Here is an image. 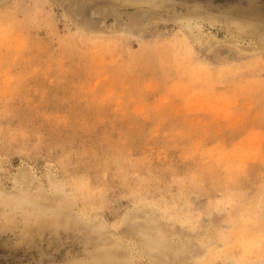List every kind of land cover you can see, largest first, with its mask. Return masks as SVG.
Listing matches in <instances>:
<instances>
[{
    "label": "rangeland",
    "instance_id": "1",
    "mask_svg": "<svg viewBox=\"0 0 264 264\" xmlns=\"http://www.w3.org/2000/svg\"><path fill=\"white\" fill-rule=\"evenodd\" d=\"M112 6L0 0V190L29 167L23 188L56 217L0 204V264H159L141 244L159 231L206 251L184 264H264V53L228 44L232 25L203 23L217 42L202 47L170 21L202 8L264 26V0Z\"/></svg>",
    "mask_w": 264,
    "mask_h": 264
},
{
    "label": "bare ground",
    "instance_id": "2",
    "mask_svg": "<svg viewBox=\"0 0 264 264\" xmlns=\"http://www.w3.org/2000/svg\"><path fill=\"white\" fill-rule=\"evenodd\" d=\"M63 1V0H62ZM172 0H111L113 6L112 7H158V8H167L170 4ZM56 2V1H55ZM96 2V0H95ZM129 9V8H128ZM144 9V8H143ZM157 9V8H156ZM202 9V8H201ZM201 9H193V10H188L186 12L180 13V14H174L170 17V21L178 24L182 29H184L185 33L187 36H190L192 41L198 45H201L202 47H209L211 45H213L215 42H217V39L215 38V35H210V36H204V34L202 33V27H203V23L208 24L209 26H215L216 24H221L224 25L226 28L227 27H232L234 28L232 30V33L230 34L229 38L227 39V43L231 44V45H235L236 43H239L241 41V37L246 36L249 39V42H251L252 44H249L248 47H244L241 44H236L239 48H241L242 50H250L253 51V53H264V26L263 23L261 24H252L253 23H258L255 22L254 20H252L251 22L248 21L246 22V19H232V17L230 15H224L221 14L219 12H214V11H203ZM151 12V11H150ZM228 17V18H227ZM245 17V16H244ZM243 16L241 18H244ZM253 17V16H252ZM255 19V18H252ZM257 19V18H256ZM264 19V18H263ZM157 20L156 18L149 17V12L147 10H139L135 16L133 17V21L135 22H139V21H148V23H151L152 21ZM249 20V18H248ZM250 20H251V16H250ZM205 24V25H206ZM234 25V26H233ZM119 26V25H118ZM145 26V25H144ZM217 26V25H216ZM263 26V27H262ZM231 27V28H232ZM119 28H123L120 27ZM129 32V31H128ZM140 35V34H138ZM190 39V38H189ZM213 47V46H212ZM229 54V53H228ZM238 57V56H237ZM226 62V61H225ZM178 68L179 65H177ZM177 71V70H176ZM181 72V70H180ZM186 92V91H185ZM187 93V92H186ZM185 93V94H186ZM192 95V94H191ZM194 95V94H193ZM185 98V97H184ZM190 102V101H189ZM191 103V102H190ZM197 106V105H196ZM215 112V111H214ZM216 113V112H215ZM212 154V153H211ZM251 154H254V152H252ZM249 156V154H247ZM236 159H239V156L235 157ZM234 158V159H235ZM232 159V158H230ZM216 161V160H215ZM228 161V160H227ZM233 162V160H232ZM224 163V162H223ZM225 163H229V162H225ZM234 166L237 168L238 166H240V168H242V161L238 162L237 165L234 164ZM22 167V166H21ZM19 170V169H18ZM17 170V171H18ZM241 170V169H240ZM243 170V169H242ZM238 172V171H237ZM242 172V171H241ZM30 172L29 167H22L19 171V173L15 174V178L12 177V179H14V182L16 183V188L14 190L13 188V193L8 194L9 192L5 193L3 190V188H1L0 190V204H4L1 208L6 207V205H13L17 210L20 209H33V211L36 213L34 214L35 221L38 225V227L40 228V225H43L45 223H49V222H54L53 220L56 217H52L53 220H50V218L47 216V212L53 213L55 211L54 206H49L48 208L46 206H44V209L47 208V212H45V210L42 208V204L41 202H39V196H31L28 194L26 188H23L24 183H29L30 178H32ZM233 176V175H232ZM232 178V177H231ZM52 179V178H51ZM35 180V179H34ZM54 181V180H53ZM231 181V180H230ZM233 181V180H232ZM14 182H11L12 184ZM1 186V185H0ZM30 186V185H29ZM33 189V188H32ZM38 189V188H37ZM29 190V189H28ZM44 192V191H42ZM30 193V191H29ZM41 193V192H40ZM56 193V192H55ZM1 194H4L3 196ZM34 193H32L33 195ZM36 195V194H35ZM47 196V195H46ZM51 198V197H50ZM41 199V198H40ZM49 199V198H48ZM53 199L57 198H53L50 199L53 201ZM58 206V205H57ZM10 207V206H9ZM67 208V207H66ZM5 209V208H4ZM7 209V207H6ZM12 209V208H11ZM13 210V209H12ZM5 211V210H4ZM15 211V210H14ZM23 211V210H22ZM29 211V210H28ZM28 211H24L25 214L27 216ZM2 212V211H1ZM8 212H10V210L8 209ZM64 212V211H63ZM16 213V211H15ZM18 213V212H17ZM33 214V212H32ZM46 214V215H45ZM21 215V214H19ZM2 215H0L1 217ZM10 216V215H9ZM17 216V215H16ZM15 216V217H16ZM26 216L23 217V215H21V217H18V219L21 218L22 221H24L26 223V226L28 228H26V231L31 232V234L39 231L37 225V229H34L36 231H34V229H31L30 225H33L32 223L30 224L29 220L26 219ZM57 216V215H56ZM16 217V218H17ZM60 217V216H59ZM9 218V217H8ZM49 218V220H48ZM2 219V218H1ZM30 219V218H29ZM59 219V218H58ZM131 219V217H130ZM15 220V219H14ZM63 219H61L62 221ZM3 221V220H2ZM18 221V220H17ZM58 221V220H57ZM70 221V220H69ZM194 221V220H193ZM8 222V221H7ZM134 222V221H133ZM198 222V221H196ZM5 223V222H3ZM9 223H11L9 221ZM16 223V222H15ZM59 223V222H58ZM151 223V222H150ZM149 223V224H150ZM7 224V223H6ZM3 225V224H2ZM30 226V227H29ZM148 226V225H146ZM228 226V225H227ZM33 227V226H32ZM150 227V226H149ZM226 227V226H225ZM143 229V228H142ZM156 229V228H155ZM226 229V228H225ZM141 230V229H140ZM146 230V229H145ZM149 230V229H147ZM152 230V229H151ZM34 231V232H33ZM42 231V230H41ZM142 232V231H141ZM156 234L152 237V235H147L144 236L145 240L147 241L146 243H141L142 246L144 245L148 250H155L158 252L160 258H159V264H184L186 262L187 259H189L190 257H194L196 260L200 261L206 253V251L204 252H198L197 250L193 251L190 248H187L184 243H180L178 245V247H171L168 242L165 239V235L161 234L160 231L153 233ZM246 234V233H245ZM249 234V233H248ZM252 234V233H251ZM247 235V234H246ZM255 235V234H253ZM150 236V237H148ZM184 236V235H183ZM212 236V235H211ZM243 236V235H242ZM249 238V237H248ZM256 238V237H255ZM239 239V238H238ZM243 239V238H242ZM251 239V238H250ZM241 240V239H240ZM193 244V242H192ZM192 244L190 246H192ZM214 244V243H213ZM118 245V244H117ZM139 245V244H138ZM136 245V247L138 246ZM220 245V244H219ZM237 245V244H236ZM256 246V245H255ZM116 247V246H115ZM125 247V246H124ZM235 247V246H234ZM261 247V245H260ZM121 248V247H119ZM126 248V247H125ZM140 248V247H139ZM238 249V246L236 247ZM240 248V247H239ZM128 249V248H127ZM141 249V248H140ZM143 249V248H142ZM145 249V248H144ZM221 249V248H220ZM231 249V248H229ZM126 251L125 249H122ZM208 250V249H207ZM120 251V250H119ZM118 251V252H119ZM200 251V250H199ZM255 251V250H254ZM253 251V252H254ZM100 252V251H99ZM122 252V251H121ZM127 252V251H126ZM126 252H122L120 255H122L124 257H126ZM129 252V251H128ZM127 252V253H128ZM146 252V251H145ZM212 252V251H211ZM263 252V251H262ZM148 253V252H147ZM152 252H150L151 255ZM203 253L201 256L200 254ZM129 254V253H128ZM146 254V253H145ZM214 254V253H213ZM99 253H96V257L95 255L92 256V258L90 259V262H84L86 264H117L116 263V257L114 254H112L110 251L109 252H104L103 254L101 253V255H99ZM153 255V254H152ZM213 256V255H212ZM129 257V256H127ZM153 257V256H152ZM217 257V256H216ZM122 258V257H121ZM213 258V257H211ZM248 258V257H247ZM230 259V258H229ZM246 259V258H245ZM211 260V259H210ZM233 260V259H232ZM88 261V260H87ZM130 260H128L127 262H125L124 264H131L129 262ZM81 262V261H80ZM120 262V261H118ZM263 262V261H262ZM82 263V264H83ZM246 263V262H245ZM261 264V262H259ZM258 263V264H259Z\"/></svg>",
    "mask_w": 264,
    "mask_h": 264
}]
</instances>
